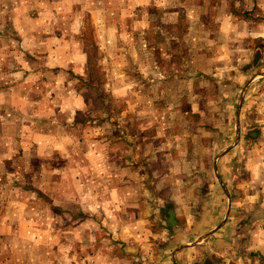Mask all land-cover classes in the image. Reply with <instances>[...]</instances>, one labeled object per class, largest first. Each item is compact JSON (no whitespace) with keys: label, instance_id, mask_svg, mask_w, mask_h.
Segmentation results:
<instances>
[{"label":"crops","instance_id":"1","mask_svg":"<svg viewBox=\"0 0 264 264\" xmlns=\"http://www.w3.org/2000/svg\"><path fill=\"white\" fill-rule=\"evenodd\" d=\"M58 1H69L74 7L62 10L64 6L56 7ZM128 8L126 18L141 31L150 21L159 24L154 23L158 9H166L168 26L178 13L175 9L181 10L188 31L174 35L168 29L166 39L201 43L193 53L204 56L207 70L201 73L210 75L221 90L218 97L228 99L224 104L235 109L223 113L222 119L238 120L239 108L246 104L252 119L264 122V0H0V164L13 168L10 163L17 160L20 172L35 170L36 175L28 182L19 180V175L12 189L24 190L22 196L32 197L31 202L48 200L56 205L57 217L70 216L71 227L79 228L74 220L85 217L106 218L102 256L94 254L96 258L87 264H259L258 259L243 256L246 247H241L249 243L243 235L251 233L242 217L253 216L255 210L245 212L240 201L255 199V188L251 190L255 179L240 181L233 173L238 164L228 162L239 150L241 127L233 129L238 138L229 150L224 149L228 152L218 166L204 168L211 170L206 169L208 177L170 172L181 165V158L174 156L164 163L165 182L144 178L143 173L139 178L125 176V161L135 169L138 161L143 163L139 157L144 136L141 128L132 131L125 126L126 108L120 107L114 115V102L125 104L131 90L127 75L121 73L118 87L109 80L107 89L118 88L117 94L106 97L101 110L95 108L88 97L90 55L78 26H100V40L111 42L118 39L113 25L126 19H113L110 11ZM60 24L69 27L63 30ZM154 33L157 41L158 27ZM101 45L111 56L109 45ZM186 46L175 53L188 62L192 49ZM172 52L167 48V55L173 56ZM116 118L119 138H125V145L118 147V164L112 159L113 147L97 139L100 130L109 131ZM178 135L183 145H170L166 152L188 149L185 137H190V130L181 129ZM132 136L139 140L127 145L126 138ZM128 155L130 160L124 159ZM234 185L245 189L242 197ZM174 200L188 203L171 205ZM168 205L175 210V226L166 219ZM31 225L51 239L46 247L61 250L67 242L60 237L67 228L63 225ZM78 228L72 232L76 246L83 233ZM10 229L7 233L14 234L13 226Z\"/></svg>","mask_w":264,"mask_h":264},{"label":"rangeland","instance_id":"2","mask_svg":"<svg viewBox=\"0 0 264 264\" xmlns=\"http://www.w3.org/2000/svg\"><path fill=\"white\" fill-rule=\"evenodd\" d=\"M56 4L60 5L56 6L58 8L64 6L60 8L62 10L74 7L69 1H63L62 4L58 1ZM129 10L130 8L125 11L117 9L110 11L113 19H126L123 24L113 25L118 29V39L105 42L109 45L107 49L111 48V56H106L102 49L101 44H106L100 40V36L98 37L100 26L93 23L78 26L84 43L83 47L90 55L92 86L89 88L88 97L94 101L95 108L101 110L103 100L106 97H114L115 90L118 88L107 89L109 80L111 86L118 87L121 73L126 72L127 75L126 81L131 90L128 91L125 104L118 103V100L114 102V115L118 114L120 107L126 108L125 126L132 131L141 128L144 136L140 139L143 148L139 157L143 163L138 161L137 170L131 163L125 161V176L129 179L134 176L139 178L143 173L144 178L163 179L165 182L164 178L168 169L164 163L168 157L174 156L177 160L181 158L179 163L181 165H178L179 168H172L170 172H178L190 177L196 175L208 177L206 169L211 170L204 168L206 165L218 166L221 158L228 152L224 149L229 150L230 144L238 138L233 134V129L241 127L243 133H241L242 141L239 150L234 157H228V162L238 164V169H234L233 173L239 177L240 181L246 177L249 180L255 179L251 188L252 191L255 188V199L244 201L245 203L240 201L245 212L255 210L253 216L242 217L251 229V233L244 234L242 237L244 241L249 242V246L244 244L241 247H246L243 256L258 259L259 264H264V122L253 120L251 111L244 108L246 104L244 107L240 106L238 120L235 117L232 119L229 117L228 120L222 119L223 113H234L235 109L229 104H224L223 101L228 99L218 97L221 90L218 89L216 82L210 79V75L201 73L207 70L203 62L204 56L202 53L193 55L201 43L166 39L165 34L168 29L174 35L188 31V25L184 23L181 10L175 9L178 13L173 14V19L168 26L166 9H158L154 14V23L159 22V24H152L150 21L142 27V31L133 23V20L126 18L125 15L130 13ZM86 16L90 18V15ZM58 27L64 30L69 26L60 24ZM157 27L159 34L156 41L154 31ZM194 30L197 31V28L192 27L191 31ZM186 44L191 45L192 49L188 62L186 57L175 53L176 50H186ZM167 48L174 49L173 56L166 54ZM182 112L188 114V117L184 119ZM86 117L87 115H82V119ZM118 125L119 121L116 118L111 122L109 131L100 130L101 134L97 137L101 142L104 140L103 143H106L109 148L113 147L112 159L116 160L117 164L119 162L118 147L125 145V138L121 140L119 138ZM181 129L190 130V137H185V146H188V149L181 148L173 154L166 152V147L170 145H173L171 148H175L174 145H183L182 138H177ZM126 139L127 145H133L132 140H139L133 136ZM122 140L124 142H121ZM128 157L129 155L124 159L130 160ZM187 157L190 162H186ZM10 164L13 168L5 169L0 164V264H87L89 259L96 258L95 256L101 257L106 218L100 214L95 217H85L78 221L74 220L79 228L75 225L71 227L70 216L57 217L60 211L56 205L50 204L48 200L31 202L32 197L22 196L21 192L24 190L12 189L14 179H17L19 175L22 177L18 179L26 182L36 175H33L35 170H28L29 174L20 172L17 160ZM232 187L242 197L245 189L240 185ZM36 197L37 195L35 199ZM184 203L188 202L174 200L171 205L178 206ZM87 208L90 212H94L91 206ZM167 209L165 208V212ZM33 222L43 227L50 226L52 222L67 227L60 235L67 240L62 249L46 247L51 239L46 238V235L44 238L43 234L36 231L31 225ZM10 226L15 229L12 235L7 233L8 230L11 231ZM76 228L83 232L79 236V246L72 241V232ZM242 249L239 251L240 254Z\"/></svg>","mask_w":264,"mask_h":264},{"label":"water","instance_id":"3","mask_svg":"<svg viewBox=\"0 0 264 264\" xmlns=\"http://www.w3.org/2000/svg\"><path fill=\"white\" fill-rule=\"evenodd\" d=\"M166 219L170 226H175L178 222L175 217V210L173 207L168 205Z\"/></svg>","mask_w":264,"mask_h":264}]
</instances>
